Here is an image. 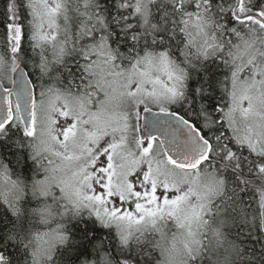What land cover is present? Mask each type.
<instances>
[{"label": "snow or ice", "instance_id": "6c2138e0", "mask_svg": "<svg viewBox=\"0 0 264 264\" xmlns=\"http://www.w3.org/2000/svg\"><path fill=\"white\" fill-rule=\"evenodd\" d=\"M0 264H264V0H0Z\"/></svg>", "mask_w": 264, "mask_h": 264}]
</instances>
